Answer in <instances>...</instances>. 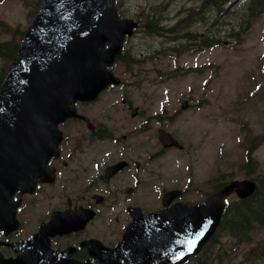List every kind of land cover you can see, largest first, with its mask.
Listing matches in <instances>:
<instances>
[{
	"label": "rangeland",
	"instance_id": "obj_1",
	"mask_svg": "<svg viewBox=\"0 0 264 264\" xmlns=\"http://www.w3.org/2000/svg\"><path fill=\"white\" fill-rule=\"evenodd\" d=\"M129 1V10L137 11L136 15L147 13L158 1L167 2L168 10L163 14L169 17L166 21L171 24L180 18L185 8L209 4L207 0ZM207 17L212 19L210 10ZM0 21L13 28L21 24L23 28L29 22L27 9L19 0H0ZM237 23L236 18L235 25ZM193 29L200 30L198 34L213 33L220 44L204 50L188 46V51L177 57L159 51L157 48L166 41L156 36L133 38L128 45L134 52L139 53L140 47L148 45V53L157 49L155 58L139 66L137 75H127L120 64L115 72L126 85L110 88L88 108H94V114L98 108L114 104L112 114L117 124L125 131L134 127L143 141L152 143L144 148L158 152L154 163L155 207L160 205L164 189L180 188L185 192L182 201L196 203L213 191L210 182L216 178H249L242 169L247 144L264 134V17L255 21L247 33L240 34L241 38H237L234 26L231 31H220L208 21L195 23ZM0 36L10 38L1 30ZM3 65L4 60L0 59V69ZM179 67L178 75L170 77L169 73ZM195 68L200 70H188ZM125 98L127 104L123 102ZM185 100L189 102L187 109L182 108ZM129 104H132L131 109H127ZM134 107H138L141 114L131 118ZM159 128L171 131L183 144V150L159 152V146L150 140ZM71 132L72 127L68 135ZM253 157L258 165L252 171L264 175V142ZM220 238L217 258L212 264H264L263 255L255 260L247 259L252 248L264 245V230L253 232L247 243H238L227 235Z\"/></svg>",
	"mask_w": 264,
	"mask_h": 264
},
{
	"label": "water",
	"instance_id": "obj_2",
	"mask_svg": "<svg viewBox=\"0 0 264 264\" xmlns=\"http://www.w3.org/2000/svg\"><path fill=\"white\" fill-rule=\"evenodd\" d=\"M120 25L125 27L118 32ZM134 26L132 20H118L114 0H44L0 88V203L58 150L57 125L72 115L71 103L92 100L108 84L119 83L107 67L122 52L124 36ZM107 40L112 45L105 49ZM160 139L165 145L176 143L163 130ZM254 190L253 182L233 181L190 209L186 222L191 230L204 225L206 234L198 249L220 224L225 197L236 191L243 198ZM167 257L169 264L184 260L174 241Z\"/></svg>",
	"mask_w": 264,
	"mask_h": 264
},
{
	"label": "flooded vegetation",
	"instance_id": "obj_3",
	"mask_svg": "<svg viewBox=\"0 0 264 264\" xmlns=\"http://www.w3.org/2000/svg\"><path fill=\"white\" fill-rule=\"evenodd\" d=\"M81 125L75 130L82 135L85 144L76 140L72 148L60 151L58 158H52L50 166L55 169L54 182H43L38 185L39 197L23 196L18 208L20 226H26L25 221L31 215H37L32 229L28 233H11L5 235L0 232V241L9 242L40 230L41 225L50 222L54 215H68L84 218L89 210L95 211L94 219L90 220L83 229L64 234H54L45 231L38 238L40 246H44L46 236L50 238L51 248L64 250L74 247L72 255L75 259L85 261L90 257V251L81 243L89 238H96L108 245L117 234V224L125 223L129 215L130 206L140 205L144 189L155 179V172L144 160L142 168L140 153L135 149L124 150L117 161L127 162L124 169H120L106 176L108 167L116 162L112 160L113 149L108 147H93L92 138L108 140L110 130L104 124L95 122L93 127L80 121ZM152 160V159H151ZM20 194L17 193V200ZM29 209H26L27 205ZM30 220V219H29ZM2 254L15 257L17 253L6 245H0Z\"/></svg>",
	"mask_w": 264,
	"mask_h": 264
},
{
	"label": "trees",
	"instance_id": "obj_4",
	"mask_svg": "<svg viewBox=\"0 0 264 264\" xmlns=\"http://www.w3.org/2000/svg\"><path fill=\"white\" fill-rule=\"evenodd\" d=\"M258 6L259 4L256 3L253 7L257 8ZM155 13L158 14V12ZM158 22L159 20L155 19L148 23V26H151L150 29H152V31L156 32L155 27L160 25ZM205 40L206 38H203L202 42H205ZM16 49L17 43L15 40L4 43L0 42V56L2 57L10 59L15 53ZM1 81L2 76L0 77V82ZM263 213L264 195L262 193L260 183L258 184V189L252 197L232 202L229 205L225 217L223 218L221 228L228 229L229 233H232L235 238H238V241H241L248 235V231L252 226L261 222ZM214 239L212 241H214Z\"/></svg>",
	"mask_w": 264,
	"mask_h": 264
}]
</instances>
